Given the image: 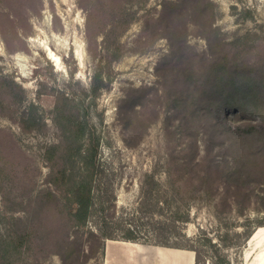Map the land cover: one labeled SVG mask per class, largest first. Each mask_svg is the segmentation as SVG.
<instances>
[{
	"label": "rangeland",
	"instance_id": "obj_1",
	"mask_svg": "<svg viewBox=\"0 0 264 264\" xmlns=\"http://www.w3.org/2000/svg\"><path fill=\"white\" fill-rule=\"evenodd\" d=\"M245 75L264 89V0H0V264H103L108 235L128 231L158 247L161 264L176 258L159 259L153 244L185 237L214 256L210 237L239 264L235 235L264 226V178L247 203L209 171L234 154L204 101L216 106ZM254 102L249 122L260 125L264 103ZM79 125L87 147L99 142L86 227L51 181L83 174L71 158ZM256 148L244 159L264 174V140ZM260 249L248 245L242 264Z\"/></svg>",
	"mask_w": 264,
	"mask_h": 264
},
{
	"label": "trees",
	"instance_id": "obj_2",
	"mask_svg": "<svg viewBox=\"0 0 264 264\" xmlns=\"http://www.w3.org/2000/svg\"><path fill=\"white\" fill-rule=\"evenodd\" d=\"M104 86L105 82L101 78V73L98 72L92 80L90 93L94 98H97ZM231 86L229 95L224 96L216 106H213L209 99H205L204 101L209 110L208 114L213 119V124L215 127H218L219 131L217 132H221V135L227 137L229 141L227 149L230 147L228 150H233L232 152L234 154V157L225 164H212L209 171H211V173L217 172L221 174V179L224 180L223 182L228 193L232 194L233 197H238V199L241 196H245L244 198L247 199L248 203L251 200L249 186L254 184L256 177L264 178V174H261V172H252V168L248 165V160L244 159L245 156H254L257 152L256 145L258 141L264 140V122L260 125H254L249 122L255 117L253 113L255 106L251 101L255 100L258 104L261 102L264 103V89L260 88V84L256 82L255 78L246 75L243 77H234ZM255 102L254 104H256ZM236 115L242 119V123H239V125H236V121L233 119V116ZM79 126L82 130L78 135L79 144L74 148L71 158L73 160L76 159V163L82 165L83 174L77 179H74V177L68 176L66 171H62L51 178V181L55 184L56 188L65 191V198L73 208L70 216L75 222V226L86 227L93 214V177L98 164L97 153L99 142L92 148L87 147L85 144L87 133L83 126ZM212 128L217 130L214 127ZM235 149L239 151L240 155L234 151ZM178 164L181 165L179 162ZM198 165L199 163L195 161H186L182 163L181 166L196 168ZM260 227L264 226L260 225L259 228ZM254 232L237 233V237L235 235L234 244L237 245V249L239 250V264H242L244 251ZM108 236L110 240L140 243V240L132 231H128L127 235L121 239L113 235ZM242 236H244L243 239L241 238ZM197 241L198 240L185 237L182 243L159 242L152 244L169 249L193 251L195 253V264H234L232 259L227 255L225 249L218 248L210 237L205 239L206 243L204 245L217 248V252L214 256H204V251L202 252L200 246L196 245ZM62 260L63 264H67L64 256Z\"/></svg>",
	"mask_w": 264,
	"mask_h": 264
},
{
	"label": "bare ground",
	"instance_id": "obj_3",
	"mask_svg": "<svg viewBox=\"0 0 264 264\" xmlns=\"http://www.w3.org/2000/svg\"><path fill=\"white\" fill-rule=\"evenodd\" d=\"M53 38L55 40L60 41L59 38H56L55 35H53ZM43 48L47 51V55L51 61H53L54 66L58 70H63V58L56 52L54 51L50 46L47 44L43 45ZM75 57L78 59L80 66L83 67L85 60H86V53L84 52V47L77 46L76 51H75ZM262 240H264V227L258 228L254 234L252 235L251 239L249 240V247L250 248H258L260 247L261 249L255 253L253 257V262L252 264H264V246H259L262 243ZM111 242V241H110ZM171 256L173 258H176L173 263H169L165 261L166 264H189L191 257L194 256L193 251H188V250H176V249H165L164 251L161 252V255L158 256L159 259L166 260L167 257ZM162 262V261H161ZM164 262V261H163Z\"/></svg>",
	"mask_w": 264,
	"mask_h": 264
},
{
	"label": "crops",
	"instance_id": "obj_4",
	"mask_svg": "<svg viewBox=\"0 0 264 264\" xmlns=\"http://www.w3.org/2000/svg\"><path fill=\"white\" fill-rule=\"evenodd\" d=\"M122 242L107 241L104 249L103 264H161L156 259L158 247L146 249L144 245L128 248ZM189 264H195V256L191 257Z\"/></svg>",
	"mask_w": 264,
	"mask_h": 264
}]
</instances>
